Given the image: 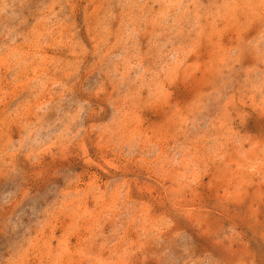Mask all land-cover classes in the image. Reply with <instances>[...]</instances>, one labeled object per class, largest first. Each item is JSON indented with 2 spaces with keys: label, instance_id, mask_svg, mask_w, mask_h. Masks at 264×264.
I'll return each mask as SVG.
<instances>
[{
  "label": "rangeland",
  "instance_id": "rangeland-1",
  "mask_svg": "<svg viewBox=\"0 0 264 264\" xmlns=\"http://www.w3.org/2000/svg\"><path fill=\"white\" fill-rule=\"evenodd\" d=\"M0 264H264V0H0Z\"/></svg>",
  "mask_w": 264,
  "mask_h": 264
}]
</instances>
